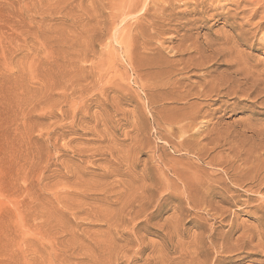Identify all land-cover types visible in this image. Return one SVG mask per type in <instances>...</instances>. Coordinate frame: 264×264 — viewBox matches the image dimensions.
Returning a JSON list of instances; mask_svg holds the SVG:
<instances>
[{
	"label": "rangeland",
	"instance_id": "1",
	"mask_svg": "<svg viewBox=\"0 0 264 264\" xmlns=\"http://www.w3.org/2000/svg\"><path fill=\"white\" fill-rule=\"evenodd\" d=\"M0 264H264V0H0Z\"/></svg>",
	"mask_w": 264,
	"mask_h": 264
}]
</instances>
